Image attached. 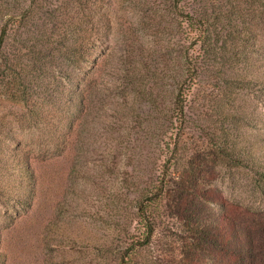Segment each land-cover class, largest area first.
<instances>
[{
  "label": "trees",
  "instance_id": "1",
  "mask_svg": "<svg viewBox=\"0 0 264 264\" xmlns=\"http://www.w3.org/2000/svg\"><path fill=\"white\" fill-rule=\"evenodd\" d=\"M126 3L150 34L137 28L113 42L101 34L110 26L104 8ZM263 14L264 0H0V135L11 132L16 144L0 150V264H16L4 248L6 230L46 209L54 185L62 197L48 205L57 223L43 226L79 229L84 264H146L158 233L177 229L178 220L201 242L230 244L228 206L207 204L212 190L197 171L199 145L188 135L206 127L191 109L204 88L217 89L220 113L226 84L235 97L264 88L262 66L254 73L238 65L253 27L236 25ZM226 26L240 40L229 71ZM6 102L16 108L11 117ZM234 116L264 131L261 116L253 125L241 110ZM25 125L34 130L23 133ZM220 152L264 195V138L230 141ZM242 231L232 229L229 264H260L252 234Z\"/></svg>",
  "mask_w": 264,
  "mask_h": 264
},
{
  "label": "rangeland",
  "instance_id": "2",
  "mask_svg": "<svg viewBox=\"0 0 264 264\" xmlns=\"http://www.w3.org/2000/svg\"><path fill=\"white\" fill-rule=\"evenodd\" d=\"M104 10L107 12L106 18H108V22L110 21V26L106 27V30L101 34L108 39H112L113 42L117 38L138 30L140 33L144 30L145 35L150 34L148 30L143 29L149 27V24L141 27L140 20L134 16L136 10L131 5L127 3L120 5L114 11L109 10L107 5ZM224 10L230 11L232 6L228 4L224 7ZM91 18L93 21H100V15ZM244 20H237L236 25H240L239 28L244 26L253 27V35L249 34L247 36L249 50L246 51V59L240 57L238 65L248 66L249 70L255 73L259 66H262L264 70V18L260 22L258 19L252 21L246 15ZM146 21L149 23V20ZM120 23L124 24L121 26ZM232 29L231 26H226L224 29L226 36L223 42L226 53L222 65L224 70L227 71H229L230 65H233L231 58L233 47L240 41L232 33ZM150 37L154 38L152 35ZM253 89L255 90L243 91L235 97L233 96L235 94L231 92V85L226 84L224 87V100L222 101L223 111L220 113L216 110L217 89L210 87L206 90L204 88L202 91L203 97H196L191 109L193 118L199 112H202V117L197 122L198 125L204 124L206 127L205 132L195 129L188 135L193 147L197 143L199 145V148L194 147L195 151L200 153V156L195 159L197 171L200 172L201 178L205 179L206 186L212 190V199L215 202L208 201L207 204L214 206L227 204L228 206L227 213L232 220V224L227 226L230 234V244L228 243L225 246L223 242L216 245L201 242L188 225H184V221L178 220L179 227L177 229H171L166 233L161 232V235L158 233L159 242H157L154 250L147 251L146 257L149 261L146 264L235 263V257L232 258L225 249V247L237 245L236 237L231 234L232 229L235 230V228L239 230L240 236L242 230L252 234V247L261 260L260 264H264V195L253 191V181L246 171L230 170L228 168L230 162L226 157L219 154L220 148L224 147L227 142L241 143L242 140H247L248 143H253L259 138H264V131L258 132L252 126L241 125V122L236 121L234 116L235 110L247 113L249 125L250 123L253 125V119L258 116L264 118V88L255 86ZM10 105V102H6L2 107L3 113H9L7 114L8 117H11L16 111V108L13 109ZM5 107L7 109H4ZM227 111L231 114H228ZM6 123L4 122V124ZM21 130L27 134L34 129L25 125L21 127ZM11 135V132L0 135V150L2 152L9 154L15 148V140ZM198 149H201V152ZM59 167V171H65L67 168L64 164ZM10 169H14L13 162ZM47 196L46 209L33 210L6 230L4 248L11 254L16 264H84L83 261L85 260L80 256V249L84 244L79 242V229L63 227L58 230L52 225L48 229L44 228L45 219V222L53 219L52 222L57 223V217L51 214L53 210L50 209L48 203L51 205L54 197L61 198L62 193H58L56 185H54ZM100 198L105 199L103 196H100ZM65 237L72 239L73 243L71 245L74 247H70L68 243V245L66 244ZM242 237H244L243 233Z\"/></svg>",
  "mask_w": 264,
  "mask_h": 264
}]
</instances>
